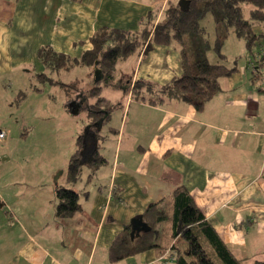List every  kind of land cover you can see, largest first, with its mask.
Returning <instances> with one entry per match:
<instances>
[{"label":"crops","instance_id":"obj_1","mask_svg":"<svg viewBox=\"0 0 264 264\" xmlns=\"http://www.w3.org/2000/svg\"><path fill=\"white\" fill-rule=\"evenodd\" d=\"M174 1L0 0V79L5 76L12 86L19 73L27 72V64L42 70L38 50L43 47L79 60L92 49L97 32H138L157 23ZM253 32L259 40L245 57L243 40L228 39L237 38L233 34L225 42L239 55L228 57L222 48L223 59L212 56L217 57L213 63L224 65L225 60L224 66L236 70L219 79V92L201 111L170 97L137 99L129 89L121 103L102 95L117 106L99 129L97 152L105 163L97 171L85 167L76 183L68 180V167L60 173L59 167L45 168L51 171L48 179L39 172L35 183L19 185L7 181L5 169H0V264H175L170 249L181 242L170 240V222L154 223L146 213L151 206L158 211L170 206L178 188L187 191L240 264L263 261L264 81L257 72L264 73V24H254ZM149 48L135 54L132 75L126 77L129 87L150 80L156 89L181 75L176 44ZM101 78L103 94L110 84ZM6 104L0 95V132L5 136L8 119L1 112ZM5 136L0 139V162L9 159L3 154ZM72 144L62 153L67 166L76 150L74 140ZM58 188L79 197L80 209L69 218L56 216ZM139 216L153 230L158 246L113 260V243L118 237L131 238V221Z\"/></svg>","mask_w":264,"mask_h":264},{"label":"trees","instance_id":"obj_2","mask_svg":"<svg viewBox=\"0 0 264 264\" xmlns=\"http://www.w3.org/2000/svg\"><path fill=\"white\" fill-rule=\"evenodd\" d=\"M207 16L213 22L214 37L211 41L207 36L208 30L201 24ZM257 23L264 24V0H179L164 10L157 23H147L138 32L106 29L97 32L91 38L92 49L85 51L79 60L45 47L38 50V58L44 68L69 69L77 63L92 66L104 75V83L110 84L117 59L140 54L144 46L147 50L154 44L174 43L181 55V75L161 86L157 93L191 104L201 111L204 104L219 92V79L230 76L236 70L212 63L207 53L213 51L219 59H223L222 47L232 34L242 39L250 49L259 40L253 32V25ZM101 81L102 78L89 91L90 97L96 96V103L90 106L84 104L89 123L76 138V150L69 159L68 180L71 183L78 180L82 167L93 168L104 163L97 152L99 129L108 122L113 107L98 94ZM137 83H134V88ZM79 104H83L82 101ZM96 104L101 105L99 110L94 109ZM78 198L77 193L58 188L56 216L69 218L76 213L80 209ZM167 207H171L170 211ZM159 210L162 211L151 206L146 215L154 223L170 222V240L181 242V245L170 249L175 264H240L194 206L185 189L178 188L172 195L170 206L167 203ZM156 246L153 230L141 232L133 240L128 235L118 237L112 245L111 258L118 260ZM258 264H264V260Z\"/></svg>","mask_w":264,"mask_h":264},{"label":"rangeland","instance_id":"obj_3","mask_svg":"<svg viewBox=\"0 0 264 264\" xmlns=\"http://www.w3.org/2000/svg\"><path fill=\"white\" fill-rule=\"evenodd\" d=\"M178 1L174 2L178 3ZM201 24L208 30L207 36L211 41L214 37L211 17L207 16ZM228 39L242 42V39L233 38V36ZM223 46V52L226 51L224 53L228 57L239 55L235 46H233V50L228 49L229 42H225ZM148 49L146 50L144 46L141 54L143 55L144 50L147 52ZM244 49L245 52L242 51L241 55L245 57V54L250 52L245 43ZM135 54L124 59H117L113 66L111 83L103 91V94L99 90V96L103 95L112 102L121 103L125 100L123 95H126L125 93L129 89L132 96L137 99L143 96L156 101L167 97L165 94H158L157 91L160 88L152 87L153 84L150 80L146 82L139 80L135 88L129 87L130 85L126 83V77L132 75L131 71L135 66L137 57ZM213 55L217 56L213 51L207 53L208 59L212 63L217 58L212 57ZM241 58L243 57L241 56ZM222 61L225 65V60ZM25 71L27 72L18 74L19 78L12 86L9 85L11 80H4L5 76L0 79L3 91L8 90L7 93L3 91L0 93L2 99L7 100L5 110L11 103L10 115H7L5 110L1 112L2 117L8 119L3 124V130L6 133L5 140L8 142L6 149H3V154L8 155L9 159L0 162V169H5L4 176L7 181H15L14 184L17 185L28 182L35 183L39 172H44L43 178L46 180L51 173L46 170L59 167L57 172L60 173L61 168L67 169V158L65 163L62 153L65 150L70 151L73 145L72 141L82 134L89 123L86 112L83 109L80 110L82 106L79 102L82 101L83 104L90 106L94 105L97 100L96 96H89L90 89L95 86V69L92 66L77 63L69 69H56L52 66L44 68L43 65L42 70H38L32 63L27 64ZM112 85L117 89L116 95ZM100 106V104H96L94 109L99 110ZM112 107L115 109L117 106L113 105ZM103 165L90 170L97 171ZM45 168L47 169L45 170ZM82 170L86 172L87 168L82 167ZM80 178L81 176L78 180Z\"/></svg>","mask_w":264,"mask_h":264},{"label":"water","instance_id":"obj_4","mask_svg":"<svg viewBox=\"0 0 264 264\" xmlns=\"http://www.w3.org/2000/svg\"><path fill=\"white\" fill-rule=\"evenodd\" d=\"M100 74H101L100 70L95 71V81L94 82H97L101 79ZM149 229H150L149 226L145 222L142 221V216L132 219L131 233H130L131 239L133 238L134 234L138 235L141 232L149 231Z\"/></svg>","mask_w":264,"mask_h":264},{"label":"built area","instance_id":"obj_5","mask_svg":"<svg viewBox=\"0 0 264 264\" xmlns=\"http://www.w3.org/2000/svg\"><path fill=\"white\" fill-rule=\"evenodd\" d=\"M257 75H259V79H261L262 81H264V73L263 72H257ZM5 136L4 132H0V139H3Z\"/></svg>","mask_w":264,"mask_h":264},{"label":"flooded vegetation","instance_id":"obj_6","mask_svg":"<svg viewBox=\"0 0 264 264\" xmlns=\"http://www.w3.org/2000/svg\"><path fill=\"white\" fill-rule=\"evenodd\" d=\"M100 76H102V74H100ZM94 83H96V82H94Z\"/></svg>","mask_w":264,"mask_h":264},{"label":"clouds","instance_id":"obj_7","mask_svg":"<svg viewBox=\"0 0 264 264\" xmlns=\"http://www.w3.org/2000/svg\"><path fill=\"white\" fill-rule=\"evenodd\" d=\"M142 221H143V217H142Z\"/></svg>","mask_w":264,"mask_h":264}]
</instances>
